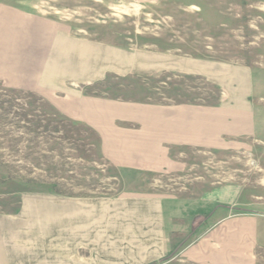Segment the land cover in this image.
I'll list each match as a JSON object with an SVG mask.
<instances>
[{"label":"rangeland","instance_id":"1","mask_svg":"<svg viewBox=\"0 0 264 264\" xmlns=\"http://www.w3.org/2000/svg\"><path fill=\"white\" fill-rule=\"evenodd\" d=\"M0 2L65 22L78 37L119 44L120 67L87 91L142 102L210 104L232 91L240 95L241 64L256 62L264 44V0ZM99 141L38 94L0 83V212L16 211L42 193L72 201L75 215H101L75 230L72 251L59 255V264H161V250L147 242L156 234L136 215L153 208L150 199L187 192L193 182L203 195L210 182L240 184L248 158L240 150L201 149L176 174L134 173L111 165ZM183 236L171 235L173 245Z\"/></svg>","mask_w":264,"mask_h":264},{"label":"crops","instance_id":"2","mask_svg":"<svg viewBox=\"0 0 264 264\" xmlns=\"http://www.w3.org/2000/svg\"><path fill=\"white\" fill-rule=\"evenodd\" d=\"M261 48L256 62L241 64L240 95L232 91L210 104L142 102L87 91L120 67L119 44L78 37L65 22L0 2V83L38 94L94 131L101 155L114 167L176 174L187 169L195 150L247 155L240 184L210 182L203 195L193 182L187 192L150 199L153 208L136 215L156 234L147 242L161 250V264H264ZM27 198L18 210L0 212V264H59V255L72 251L75 230L101 219L91 211L75 215L73 202L56 194ZM176 233L184 236L174 254Z\"/></svg>","mask_w":264,"mask_h":264}]
</instances>
